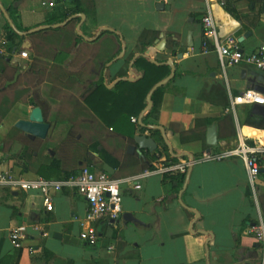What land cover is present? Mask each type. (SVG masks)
I'll return each mask as SVG.
<instances>
[{
	"label": "crops",
	"instance_id": "obj_1",
	"mask_svg": "<svg viewBox=\"0 0 264 264\" xmlns=\"http://www.w3.org/2000/svg\"><path fill=\"white\" fill-rule=\"evenodd\" d=\"M50 1L55 2V5H43V2ZM106 1L21 0L15 13L20 24L32 29L49 26L47 22L54 16L62 14L64 9H73L77 6L95 16V22L88 23L86 27L88 35L97 27L98 30L93 37L84 35L81 31L86 18L85 13L71 17L79 15L82 18L76 29L78 31L77 27L80 25L78 32L83 41L61 65L66 74L54 76L52 82L47 81L41 86L44 91L42 94L48 101L47 109L43 110L44 115L54 116L49 122L51 124L49 133L57 123L68 126L65 130L66 138L61 146L67 143L70 154L58 157L48 146L43 152L44 160L60 161L62 172L76 169L87 160H92L90 163H93L96 170L105 171L114 177L131 175L139 171L138 165H134L130 158L125 160L124 167L110 166L98 152L90 149L85 140L81 141V133L75 137H69V133L80 129L83 133L90 134L88 132L95 130L96 126L100 127L102 121L96 117L91 119L92 123L89 125L85 120H80L85 115L80 103L81 94L91 83H100L106 76V70L110 77H116L108 84V88H113L122 79L118 74L127 67V58L136 51L138 40L145 30L160 32L156 44L145 52L154 61L158 59L167 62L172 59L176 71L180 72L164 95L159 125L165 130L175 123L181 130L189 131L195 128L198 119L222 118L231 112L228 108L234 95L245 89H255L257 84L264 85V70L247 63L224 68L213 44L210 45L212 47L207 45V50L204 51L202 24L203 16L211 7L210 11L216 25L223 34H233L239 41L245 34H250L240 42L244 51H250L264 44V12L261 10L263 0L260 2L235 0L233 6L237 16L226 11L220 0L214 3L207 0ZM149 1L154 7L153 10L149 9ZM0 2L8 9L16 0ZM160 2L163 6L158 9L156 4ZM100 5L105 9L104 13L99 12ZM81 14H85V18ZM189 31L192 32L193 46L187 44ZM103 32L106 34L102 35ZM119 34L120 39L122 36V40L126 42L122 56L120 52L123 51V43L119 44L116 38ZM3 40L7 42L6 59L0 58V81L3 63L16 64L12 59L15 56L19 57L20 52L17 51L16 42L7 39L5 21L0 16V46H3ZM28 41L30 47L27 45ZM159 42L165 43L164 49L159 47ZM20 45L29 52V58H21L20 63L23 69H26L33 59L30 37L25 38ZM119 45L121 51L118 57L106 63L109 57L117 54ZM10 48H14L15 53ZM95 53L96 58H93ZM131 62L130 70L133 66ZM128 72L125 79L134 81L139 77L134 71L133 74ZM103 82L107 84L106 80ZM253 106L254 104L235 106V113H232L238 133L226 138L218 136V144L211 146L212 154L237 147L241 139L250 144L264 145L263 130L246 125L248 115L253 113ZM32 107L34 106L28 105L29 110ZM14 112L16 111H12V118L15 116ZM75 115L80 118L78 123L74 122ZM130 122L132 125L135 124L132 120ZM213 125L217 131L216 123L210 124ZM108 128L112 129L111 126ZM165 132L173 151L176 150L177 154L182 155L191 154L195 159L188 185L184 190L183 186L180 191H183L181 198L184 204L180 202V193L178 196L172 193L173 185L165 180V175L154 174L147 177L140 189L123 186L121 218L115 222L100 221L99 240L96 244L89 245L80 238L81 221L86 216L88 203L76 189L56 193L54 210L48 211L37 192L14 191L0 187L2 263L262 264L261 247L251 228L258 224L260 219L264 221V170H261L254 190L240 157L222 160L200 158L199 156L210 147L208 143V148L205 147L203 140L195 139L183 143L178 133L170 130ZM138 135L148 136L147 133L136 132L135 137ZM47 138L43 139L46 143ZM3 139L4 133L1 132L0 145ZM131 144L136 146V151L129 153L126 149L129 155L134 156L138 153L140 156L141 150L146 151L139 148L136 140ZM75 147L77 148L73 149ZM101 149L100 145L99 150ZM1 152L0 171H11L28 178L39 175L31 169L24 168V162L20 161V157L27 154L28 146L15 142L11 152ZM188 211L192 212L193 216ZM124 212L134 213L143 223L136 225L126 222L123 218ZM23 227L25 237L21 240L22 246L19 248L14 243L12 232ZM203 231L207 234L202 233Z\"/></svg>",
	"mask_w": 264,
	"mask_h": 264
},
{
	"label": "trees",
	"instance_id": "obj_2",
	"mask_svg": "<svg viewBox=\"0 0 264 264\" xmlns=\"http://www.w3.org/2000/svg\"><path fill=\"white\" fill-rule=\"evenodd\" d=\"M20 1L16 0L12 7L5 9L14 23V27L10 24L5 14H3L4 10L1 8V2L0 16L5 21L7 39L11 42H16L17 51L24 50L20 44H22L25 38L30 37L32 41L31 52L33 59L27 65L26 69H23V66L19 63L14 65L7 62L3 63L0 81V133H4V139L0 145V150L4 153H9L14 143L20 142L28 146L27 154L20 157L21 163L24 162V168L31 169L47 179H64L76 174L79 168L89 164V160L81 166H77L78 168L76 169L73 168L62 172L59 160L46 161L43 159V152L47 149L46 141L39 138L31 140L21 130L17 129L14 124L19 119L28 118L30 112L28 108L29 104L32 106H40L45 111L48 101L42 94L44 91L41 89V86L47 81L52 82L55 79L54 76L66 74L61 65L83 41L82 36L76 29L77 24L80 23L82 18L79 15L74 18L71 17L75 14H86L81 31L84 35H88L86 27L88 23L95 22V16H91L90 13L80 6L73 9H64L62 14L60 13L54 16L53 19L47 22L49 27L25 34L24 32H28L32 28L24 27L15 17ZM223 1L226 11L237 16L233 6L235 0ZM254 1L260 2L262 0ZM64 21L68 22L64 25L53 27L54 24ZM97 30V27L94 28L88 36H95ZM159 33L158 30L150 29L142 33L138 40L137 49L134 51L135 53L132 52L127 58V67L118 74L122 79L113 88H108V84L113 82L116 77H110L108 70H106V76L100 83H91L81 94L80 103L85 115L82 116L83 119L75 115L74 122L78 123L80 119L81 121L85 120L89 125L92 123L91 119L96 117L101 119L102 123L100 127L96 126L95 130L88 132L90 134H85L80 129H75V131L73 130L69 133V137H75V135L81 133L82 139L87 142L90 149L98 152L100 157L112 167H124L127 158H130L134 165H138L139 171L153 167L154 163L156 164L160 159H165V163L188 162L190 160L185 154L182 156L173 155L162 136V132H160L161 130L154 127L155 125H159L164 95L176 77L180 75L178 70L176 71L175 77L169 82L152 91V107L143 116V123L140 124L138 121L132 125L130 122L133 115L139 118L141 112L147 107L149 91L172 71L171 66L165 62L166 60L156 59L154 61L145 52L150 46L156 44ZM105 34L106 32L102 33V35ZM116 38L119 44L121 42L123 43V40L120 39V34L116 35ZM204 42L209 46L213 44L212 39L205 36V34L203 44ZM10 50L13 51L14 48H10ZM120 51L121 48L119 45L117 54L109 57L106 63L114 61L120 54ZM136 53H139V55L133 62L132 70L138 73L139 77L134 81H130L127 78L125 79V77L129 74V64ZM96 55V53L93 54V58H96ZM0 58L6 59L5 55L3 56L2 54H0ZM103 80H106L107 84H104ZM52 87L53 89L55 88V86ZM12 111H16L13 114V116L15 115L13 118L11 116ZM45 117L48 122H51L54 118V116H47V114H45ZM212 122H215L217 125L219 138L234 136L238 133L232 112L227 113L224 117L217 120L198 119L195 128L189 131L181 130L179 125L175 123L171 124L166 130L178 133L183 143L194 141L195 139L203 140L205 147L208 148L209 146L206 141L207 130ZM246 125L263 130L264 133V116L250 113L247 117ZM107 126H111L112 129H109ZM136 132L140 134L147 133L148 136L156 139L158 148L153 152L141 150L142 154L140 156L138 153L134 156L127 154V147L129 144L135 142ZM100 145L102 146L101 150H99ZM36 153L38 156H36ZM174 153L177 154V151L174 150ZM204 154L205 152L199 157L202 158ZM195 158L197 159L198 157L195 156ZM186 177L187 173L165 175V180L171 182L173 185L172 193L174 195H179L186 181ZM188 212L193 216L192 212ZM0 264H3L1 259Z\"/></svg>",
	"mask_w": 264,
	"mask_h": 264
},
{
	"label": "built area",
	"instance_id": "obj_3",
	"mask_svg": "<svg viewBox=\"0 0 264 264\" xmlns=\"http://www.w3.org/2000/svg\"><path fill=\"white\" fill-rule=\"evenodd\" d=\"M210 3L219 0H207ZM222 5L223 0H220ZM54 6L55 2H43V5ZM210 7V5H209ZM211 8V7H210ZM209 12L203 16L202 24L204 34L213 41L215 51H217L220 62L224 68L241 63L252 64L260 70H264V44L250 51H244L238 37L233 34H223L217 27L214 17ZM0 54L5 55L7 42L2 41ZM204 51L207 50V43L204 42ZM20 58H29L27 50H21ZM239 104H264V94L255 89H245L241 93L231 98V105L228 111L235 113V106ZM134 123L139 121L137 116H132ZM2 152L0 151V156ZM206 159L222 160L230 157H240L246 167L248 180L255 190L258 176L264 170V145L250 144L241 139L239 145L231 150L212 154L205 152ZM194 161L165 163V159H160L153 167L145 168L135 174L122 177H114L102 170H96L92 164L82 166L76 174L64 179H47L41 175L24 177L11 171H0V187L14 191L37 192L43 200V204L48 211L54 210V197L56 193L66 189H76L82 194L88 203L85 218L81 221L80 238L89 245H94L99 240V222L102 220L117 221L122 216V187L131 186L134 189L142 188V182L147 177L160 174L169 175L174 173H187ZM262 251V264H264V221L260 219L258 224L251 228ZM12 237L16 247H21V240L25 237V229L17 228L12 232Z\"/></svg>",
	"mask_w": 264,
	"mask_h": 264
},
{
	"label": "water",
	"instance_id": "obj_4",
	"mask_svg": "<svg viewBox=\"0 0 264 264\" xmlns=\"http://www.w3.org/2000/svg\"><path fill=\"white\" fill-rule=\"evenodd\" d=\"M163 6V3L160 2L157 4V8L160 9V7ZM1 8L4 10V13L5 16L7 17V19L9 20L10 24L14 27V23L12 22L9 14H7L8 12L5 10V8L2 6L1 4ZM263 12H264V0H263V3H262V9ZM81 16L83 18H85V14H81ZM67 21L65 22H62V23H58V24H55L53 27H58L60 25H64L66 24ZM49 27L48 25H44V26H39V27H36V28H33L31 30H29L28 32H24L25 34L26 33H33V32H36V31H39L41 29H45ZM78 28V31L80 32V25L77 27ZM250 34H245L244 36H242L240 38V42H243L244 39L246 37H248ZM161 36H163L161 34ZM121 38L123 39V37L121 36ZM187 44L189 46H193V40H192V32L189 31L188 33V38H187ZM158 41V40H157ZM29 47H30V42L28 41V44H27ZM159 47H161L162 49H164V46H165V43L164 42H159ZM126 49V42L123 40V51H121L120 55L122 56ZM16 50H14V53H15ZM138 55L135 56V58L137 57ZM134 58V60H135ZM133 60V61H134ZM22 59L18 56H15L13 59H12V62L14 63H21ZM133 61L131 62V65L133 64ZM167 64H169L172 68V71L171 73L166 77L164 78L163 80H161L160 82H158L153 88L151 91H149L150 93L148 94L147 96V100H148V105L147 107L141 112L140 116H139V123L142 124L143 123V116L145 115V113L152 107V100H151V96H152V91H154L156 88L166 84L167 82H169L173 77H175L176 75V65L174 63V61L172 59H169L167 61ZM130 73L133 74V70L131 69L130 70ZM132 79V78H131ZM255 82V80H254ZM255 90H259L261 91L262 93H264V85H261V84H257L255 85ZM252 112L255 113V114H259L261 116H264V104H254L253 108H252ZM15 127L19 130H21L28 138H30L31 140H35L37 138H40V139H46L48 137V133L50 132V128H51V124L46 121V118H45V115H44V111L42 109V107L40 106H34L30 109V112H29V116L27 119H19L15 122ZM155 128H159L162 132V135L166 141V143L168 144L169 148H170V151L173 155L175 156H181L182 154H176L174 153L173 151V148L171 147L168 139H167V136H166V130L165 128L162 126V125H155L154 126ZM135 140H136V143L137 145L139 146L140 149H146L150 152H153L155 151L157 148H158V144L156 142V140H154L152 137H149V136H146V135H138L135 137ZM207 143L209 144V148L207 149V153H211V146H214V145H217L218 144V134H217V131H216V126H210L207 130ZM101 148V147H100ZM127 151L129 153H133L136 151V146L135 145H129L128 148H127ZM190 159L192 161H194V156L191 155V154H187ZM192 167L193 166H190L189 170L187 171V177H186V181H185V184H184V189H186L187 185H188V181H189V178H190V174H191V170H192ZM183 192V191H182ZM182 192H180V202L182 204L183 203V200H182ZM193 212H196V211H193ZM198 214V212H196ZM123 218L126 222H132L136 225L138 224H142L143 222L132 212H124L123 214ZM202 233H205L207 234L206 231H203Z\"/></svg>",
	"mask_w": 264,
	"mask_h": 264
},
{
	"label": "rangeland",
	"instance_id": "obj_5",
	"mask_svg": "<svg viewBox=\"0 0 264 264\" xmlns=\"http://www.w3.org/2000/svg\"><path fill=\"white\" fill-rule=\"evenodd\" d=\"M101 1L107 2L106 0H101ZM109 1H113V0H109ZM157 4H156V8H157ZM149 9H151V10L154 9V7L150 3V1H149ZM99 12H102V13L105 12V9H103V7L101 5L99 6ZM139 12L146 14V12H143V11H139ZM149 16H150V18H152L151 15H149ZM57 124L54 125L51 133H49L50 135H49V138H47L48 141H47L46 144H47L48 148L51 147L50 149H52L55 152L56 156L65 157L66 155L70 154V152H69L70 148H68V144L67 143H64L62 146H61V144H62V141L66 138V135H65L66 131L65 130L68 128V126L67 125L63 126L61 124L57 125ZM81 141H83L82 138H81ZM49 150H48V153H49ZM90 162H92V160L89 161V164H93V163H90Z\"/></svg>",
	"mask_w": 264,
	"mask_h": 264
}]
</instances>
